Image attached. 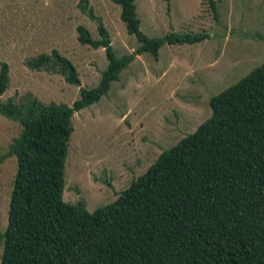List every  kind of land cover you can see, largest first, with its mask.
<instances>
[{"label": "trees", "instance_id": "16d2710c", "mask_svg": "<svg viewBox=\"0 0 264 264\" xmlns=\"http://www.w3.org/2000/svg\"><path fill=\"white\" fill-rule=\"evenodd\" d=\"M111 1L122 7L140 47L119 58L102 19L82 1L101 39L79 26V42L104 48L109 65L98 86L81 88L73 105L3 103L10 78L9 65L1 66L0 114L22 125L2 157H15L18 169L8 226L0 233L1 264H264V64L214 96L211 117L163 151L115 202L91 213L84 201L64 200L74 115L108 95L137 55L157 58L166 45L208 38L176 32L149 38L140 29L138 0ZM29 64L52 65L67 83L81 86L77 68L57 50Z\"/></svg>", "mask_w": 264, "mask_h": 264}, {"label": "rangeland", "instance_id": "374dc122", "mask_svg": "<svg viewBox=\"0 0 264 264\" xmlns=\"http://www.w3.org/2000/svg\"><path fill=\"white\" fill-rule=\"evenodd\" d=\"M82 1L102 19L119 58L137 51L140 43L128 33L122 7L111 0H0V70L8 64L10 78L3 103L37 99L71 106L81 88L98 86L109 61L104 48L79 42V26L101 39ZM136 6L140 29L149 38L172 32L208 38L166 45L157 58L137 55L108 95L74 115L64 200L84 201L91 213L115 202L163 151L195 133L211 117L214 96L264 64V0H138ZM54 50L75 65L80 87L52 65L30 66ZM21 130L20 122L0 114V233L8 226L18 169L15 157H2ZM3 252L0 239V264Z\"/></svg>", "mask_w": 264, "mask_h": 264}]
</instances>
